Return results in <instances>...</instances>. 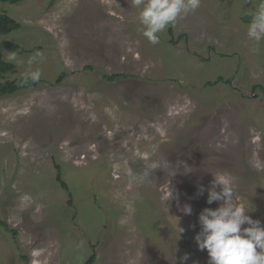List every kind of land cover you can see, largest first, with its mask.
I'll return each instance as SVG.
<instances>
[{
    "label": "rangeland",
    "instance_id": "rangeland-1",
    "mask_svg": "<svg viewBox=\"0 0 264 264\" xmlns=\"http://www.w3.org/2000/svg\"><path fill=\"white\" fill-rule=\"evenodd\" d=\"M260 6L201 0L177 43L169 25L152 44L132 0L0 1L23 24L0 40L30 50L2 48L11 77L42 80L0 96V218L17 231L0 227V264H86L91 244L94 264H209L195 235L222 203H207L214 175L264 226V41L242 19Z\"/></svg>",
    "mask_w": 264,
    "mask_h": 264
},
{
    "label": "clouds",
    "instance_id": "clouds-1",
    "mask_svg": "<svg viewBox=\"0 0 264 264\" xmlns=\"http://www.w3.org/2000/svg\"><path fill=\"white\" fill-rule=\"evenodd\" d=\"M132 3L140 8L139 21L144 28L142 35L150 43L158 44L157 34L175 24L180 16L195 11L201 0H132ZM247 35L257 44L264 41V5L253 15ZM12 58L14 57H10ZM38 78V72L32 74L33 80ZM159 167L158 163H149L139 177L133 173L129 175L134 181L146 180L151 172ZM199 191L201 195L204 193L203 186ZM207 192L208 204L214 201L222 202L219 207H207L199 214L201 230L195 235V240L201 251L207 250L209 264H264V226L259 220H254L246 214L248 210L239 205L231 178L214 175ZM171 198L173 192L167 201ZM176 199L179 210L185 215H191L192 206L184 204L181 207L178 196ZM188 259L189 255L186 253L180 257L181 264Z\"/></svg>",
    "mask_w": 264,
    "mask_h": 264
},
{
    "label": "trees",
    "instance_id": "trees-1",
    "mask_svg": "<svg viewBox=\"0 0 264 264\" xmlns=\"http://www.w3.org/2000/svg\"><path fill=\"white\" fill-rule=\"evenodd\" d=\"M4 3H19L23 0H0ZM260 5H264V0H258ZM256 13V12H255ZM255 13L252 14H245L243 15L242 19L247 22L251 23L252 17ZM23 27V24L17 20L16 18L9 15L7 12H0V36L3 34H8L14 30L21 29ZM169 33L172 36L171 41L173 43H177L179 41L178 39H174V24L169 26ZM182 36H185L183 34ZM2 48L17 52V53H26L30 51L23 45L16 43L14 41L5 39L0 40V96L10 95L22 90L31 89L33 87L38 86L41 83V79H32V76L26 75L22 76L20 78H12V74H14L17 71V66L13 61L7 60L3 56ZM86 68L93 69L92 66H87ZM67 74H63L58 78V81H61ZM104 78H106L109 81L117 80L123 76L126 77V74L122 73H113V74H104ZM223 78L219 77V81H222ZM219 81L216 82H209V84H216ZM260 87L263 90L264 95V86L261 84ZM54 168L56 173V180L57 182L63 187V189L67 192L68 196L71 197L69 199L70 205H73L72 197L73 192L68 184V182L63 177V172L61 170V166L59 163L55 160L54 162ZM0 227L4 229L5 231L12 232L14 236L17 235V231L15 229H12L8 222L0 218ZM92 247V254L89 257L86 264H94L97 259V251L94 244H91Z\"/></svg>",
    "mask_w": 264,
    "mask_h": 264
}]
</instances>
